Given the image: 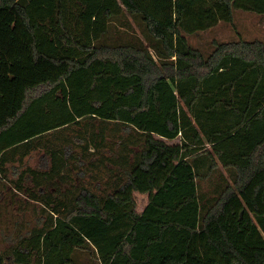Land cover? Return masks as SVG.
<instances>
[{"label": "trees", "instance_id": "16d2710c", "mask_svg": "<svg viewBox=\"0 0 264 264\" xmlns=\"http://www.w3.org/2000/svg\"><path fill=\"white\" fill-rule=\"evenodd\" d=\"M184 2L0 0V181L35 149L40 186L120 147L108 191L32 193L47 213L0 264H264V42L203 53Z\"/></svg>", "mask_w": 264, "mask_h": 264}, {"label": "rangeland", "instance_id": "374dc122", "mask_svg": "<svg viewBox=\"0 0 264 264\" xmlns=\"http://www.w3.org/2000/svg\"><path fill=\"white\" fill-rule=\"evenodd\" d=\"M184 4L187 40L192 47L200 49L203 53L210 50L213 40L232 41L242 38L244 40L257 39L264 42V13L262 12L264 11V0L237 1L231 22L227 21L224 7L219 5L216 0H185ZM10 15V13H5L6 22L13 21ZM13 15L15 16V14ZM15 18L17 17L15 16ZM15 24L16 22L13 26L7 25L10 29L9 33L14 30ZM133 31L139 33L135 26ZM6 36L1 35V38ZM82 127V124L70 127L68 130H62L63 132L61 131L59 135L70 136L81 131ZM54 137L55 135L47 134V144L60 145L62 137L57 139ZM108 142L110 143L111 140ZM42 151L41 148L35 149L21 162L14 161L12 164L18 165L15 166L17 167L16 172L14 173L13 170L12 173L9 168L7 178L0 181V257L2 259H4L3 254L27 237L29 232L41 223L38 222V219L43 220L47 213L40 202L32 199V193L57 194L55 192L56 186L60 187V191H64L72 183L77 186H87L94 192L101 194L103 190L108 191L110 189L106 183L109 182L110 178H114L108 169L117 172L119 167L116 160L112 163L105 160L106 157H113L114 153L120 151V147L114 146L112 152L103 150L95 155V158L93 156L91 160L94 161V166L82 161L78 166L80 169H72L69 174L71 181L47 180L41 181V185L36 186L30 175L23 178L20 173L26 167L39 168L38 166H41L44 160ZM99 158L103 159L105 166L104 163L101 165L96 161ZM8 167H10V163ZM224 173L226 174L225 171ZM18 184H20L19 188ZM201 187L204 191H210L213 187L212 180L203 181ZM138 201L140 208H143L147 202L146 195H138ZM77 257L79 264H91L93 261L88 254L85 256L79 254Z\"/></svg>", "mask_w": 264, "mask_h": 264}]
</instances>
